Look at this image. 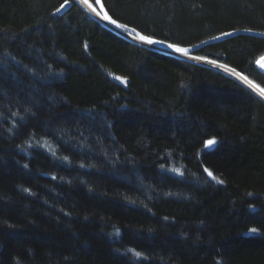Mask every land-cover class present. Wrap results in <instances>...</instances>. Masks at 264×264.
<instances>
[{
    "label": "trees",
    "instance_id": "obj_1",
    "mask_svg": "<svg viewBox=\"0 0 264 264\" xmlns=\"http://www.w3.org/2000/svg\"><path fill=\"white\" fill-rule=\"evenodd\" d=\"M104 1L180 45L264 31V0ZM263 56L248 35L193 55L261 88ZM0 264H264V100L76 0H0Z\"/></svg>",
    "mask_w": 264,
    "mask_h": 264
},
{
    "label": "water",
    "instance_id": "obj_2",
    "mask_svg": "<svg viewBox=\"0 0 264 264\" xmlns=\"http://www.w3.org/2000/svg\"><path fill=\"white\" fill-rule=\"evenodd\" d=\"M76 1L79 2L81 5H83L87 10H89L95 17H97L106 26H108L109 28L113 29L114 31L122 34L123 36L133 40L134 42H136L138 44H141L143 46H146V47H149V48L161 51V52L172 54V55H175V56L183 57V58H186V59H191V60L197 61L199 63H203V64H206V63L202 62V61L195 60L193 58V55L197 51L201 50L202 48H204L206 46H209V45H212V44H216V43L225 41L227 39H230V38H233V37H236V36H239V35H248V36H253V37H257V38H264V31H259V30H253V29L245 28V29H234V30L226 31V32L220 33L218 35H215L213 37H210L208 39L202 40V41H200L198 43H195V44H192V45H180V44H175V43H172V42H169V41H165V40H162V39H159V38H155V37L146 35V34L142 33L141 31H139L137 28H135L133 26H130L128 24H125V23L115 19L111 15L110 11L108 10L104 0H100L99 4H97L96 0H95V6H96V9H97L96 12H93L92 9L89 8L87 4L82 2V0H76ZM63 5H64V7L60 8L59 14L65 13L72 6V2H66ZM101 5L103 6L102 8H101ZM97 12H99L101 14L97 15L96 14ZM104 13H107V15L110 16L113 20H116L117 24L127 25V30H125L123 28H120V27H117L116 24H112L109 20H105L103 18V14ZM132 29H135L136 33H139L140 35H144V36L150 37L153 41H159V43L149 44V43H146V42H143V41L137 39L136 38V33H133L131 31ZM169 45H176L178 47L187 49L188 50L187 55H184L182 53L176 52L174 50V48L169 47ZM262 58H264V56ZM212 147H213V144H211V145L207 144V148L208 149H211Z\"/></svg>",
    "mask_w": 264,
    "mask_h": 264
},
{
    "label": "snow or ice",
    "instance_id": "obj_3",
    "mask_svg": "<svg viewBox=\"0 0 264 264\" xmlns=\"http://www.w3.org/2000/svg\"><path fill=\"white\" fill-rule=\"evenodd\" d=\"M82 2L85 3V4H87L88 7L91 8L93 12H96V9L92 6V4L88 3V0H82ZM96 3L99 4V3H100V0H96ZM63 7H64V5H61V8H63ZM102 7H103V6L101 5V8H102ZM57 11L59 12V11H60V8H58ZM96 14H97V15H100L101 13L97 12ZM103 18H104L105 20H109L112 24H116L117 27H120V28H123V29L127 30V25H124V24H117V21H116V20H113L110 16H108L107 13H104V14H103ZM131 31H132L133 33H136V30H135V29H132ZM136 38L139 39V40H141V41H143V42L149 43V44H152V43H159V41H153L150 37H148V36H144V35H140L139 33H136ZM169 47L174 48V50H175L176 52H179V53H182V54H184V55H187L188 50L185 49V48H181V47H178V46H176V45H169ZM195 59L200 60V59H203V58H202V57H195ZM213 63H214V61H213ZM261 67H264V64H261ZM233 71H234V69H233ZM117 79H119V77H117ZM243 79H244V80H245L250 86H252V87L255 88L256 90H258L259 93L261 94V96H264V88H261V87H260L259 85H257V84H253L251 81H249V80L247 79V77H243ZM213 143H215L214 140H209V141H207V144H208V145H211V144H213ZM64 159H67V157H65ZM205 171H207V169H206ZM208 175H209V176H213V174H212L211 172H208ZM213 179H216V177L213 176ZM219 183H223V181L220 180ZM252 231L255 232L256 229H252ZM135 254H136V256H138V257L142 255L140 252H136Z\"/></svg>",
    "mask_w": 264,
    "mask_h": 264
},
{
    "label": "rangeland",
    "instance_id": "obj_4",
    "mask_svg": "<svg viewBox=\"0 0 264 264\" xmlns=\"http://www.w3.org/2000/svg\"><path fill=\"white\" fill-rule=\"evenodd\" d=\"M194 59H195V57H193ZM195 60H197V59H195ZM198 61H202V62H205L206 64H209V65H212V66H215V67H217V68H222V69H230L229 67H226V66H224V65H221V64H219V63H217V64H215V62L213 63L212 61H209V60H204V59H200V60H198ZM256 65H257V63H256ZM258 66V65H257ZM259 68V67H258ZM260 69V68H259ZM261 70V69H260ZM232 72V71H231ZM235 72V71H234ZM235 73H237V72H235ZM238 75V77L239 76H241L242 78V80L247 84V85H249L244 79H243V77H245L244 75H242V74H240V73H237ZM251 87V86H250ZM253 88V87H252ZM253 90L256 92V93H258L260 96H261V94L259 93V91L258 90H256L255 88H253ZM261 97H263L264 98V96H261Z\"/></svg>",
    "mask_w": 264,
    "mask_h": 264
},
{
    "label": "built area",
    "instance_id": "obj_5",
    "mask_svg": "<svg viewBox=\"0 0 264 264\" xmlns=\"http://www.w3.org/2000/svg\"><path fill=\"white\" fill-rule=\"evenodd\" d=\"M232 73L237 77V78H239V80L242 78L241 76H237L238 74L237 73H235L234 71H232ZM241 81L242 82H244L242 79H241ZM245 83V82H244ZM246 84V83H245ZM248 87H250V85H248ZM252 90H253V88H252V86L250 87ZM254 91V90H253ZM255 92V91H254ZM256 93V92H255ZM257 95H259L258 93H256ZM260 96V95H259ZM261 97V96H260ZM262 99H264L263 97H261Z\"/></svg>",
    "mask_w": 264,
    "mask_h": 264
},
{
    "label": "bare ground",
    "instance_id": "obj_6",
    "mask_svg": "<svg viewBox=\"0 0 264 264\" xmlns=\"http://www.w3.org/2000/svg\"><path fill=\"white\" fill-rule=\"evenodd\" d=\"M261 64H264V58H261V59L257 62L258 67H259L262 71H264V67H261Z\"/></svg>",
    "mask_w": 264,
    "mask_h": 264
}]
</instances>
